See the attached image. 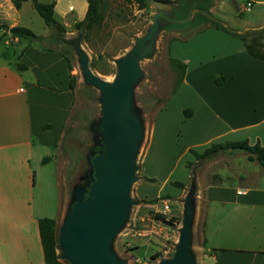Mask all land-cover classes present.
Returning <instances> with one entry per match:
<instances>
[{
    "label": "crops",
    "instance_id": "obj_1",
    "mask_svg": "<svg viewBox=\"0 0 264 264\" xmlns=\"http://www.w3.org/2000/svg\"><path fill=\"white\" fill-rule=\"evenodd\" d=\"M28 3L17 10L11 0H0L1 22L9 28L18 26L17 18ZM63 39L67 38L52 40L48 34L24 40L0 29V264H46L39 220L57 221L62 210L60 175L53 157L66 138L81 86L75 57L65 49L72 47ZM40 40V46L32 43ZM210 40L226 43L215 47L220 59L191 68L189 59L200 60L211 53ZM169 49L171 58L186 64V76L156 116L142 159L144 178L160 181L149 170L153 150L159 170L174 155L179 140L167 135L172 120L181 125L177 124L176 132L181 129L184 157L190 149L202 152L216 141L244 139L264 145V62L251 57L241 39L214 27L187 41L173 40ZM206 71L210 75L205 76ZM222 76L225 82L217 85L216 78ZM186 110L192 115L186 116ZM158 125L164 131L161 137ZM188 162L197 161L193 156L184 162L187 174L179 182L185 184L194 177ZM177 164L153 198L181 194L182 189L165 193L175 182ZM260 168L239 174V184H212L203 191L197 186L194 232L199 219L202 223L197 264H264V172ZM151 184L145 180L143 187ZM200 193L203 205L198 201Z\"/></svg>",
    "mask_w": 264,
    "mask_h": 264
},
{
    "label": "rangeland",
    "instance_id": "obj_2",
    "mask_svg": "<svg viewBox=\"0 0 264 264\" xmlns=\"http://www.w3.org/2000/svg\"><path fill=\"white\" fill-rule=\"evenodd\" d=\"M39 1L41 3L56 2L54 18L58 23L68 25L65 28V32L59 33L53 28H48L42 17L33 8L31 2L24 7L20 17L17 18L19 26L31 29L38 35V39L42 35L50 34L52 40L64 37L69 40H75L80 35L74 25L76 22L84 20L86 16L88 8L86 0ZM156 1H166L174 7V11L171 12L172 20H185L189 15L191 20L186 24H182L166 22V20L160 19L161 31L157 39L155 54L152 58L141 62L143 78L136 86L134 92L135 108L141 115L145 126V136L138 156V181L135 182L132 189V198L138 204L132 207L128 223L116 237L113 244L117 255L122 259L128 260L130 264H157L161 259L172 258L174 255L175 245L178 242L180 228L182 227L183 204L190 190L192 178L187 182L185 189L182 190L179 196L171 195L173 199L160 200L156 203H151L150 201L155 198L153 196L158 193L163 183V178L167 175L170 168L177 164V161L174 181L183 180L187 174L184 162L189 161L194 156L189 152L188 157L190 159L184 157L186 145H183V141L180 139L181 129L179 128V131L176 132L177 124L180 125V123L177 122L176 124V121L172 120V122H169V128L167 125V135L169 137L173 136L179 141L176 142V147L174 145L173 157L171 160L166 161L162 170L157 168V162L153 158L155 156L153 150L149 170L152 175L160 178V181L157 180L149 187H143L146 179L141 172L142 159L147 143L150 142L158 112L177 94V91L173 92L176 87L177 75L170 63L169 47L172 40L187 41L205 29L213 27L202 18V14L209 17L210 15L197 7L198 3L196 2L198 0H149L147 6L143 9L139 7L136 0H102V12L105 16L104 24L89 33L83 34L81 39L82 47L89 55L90 66L93 64L95 67L92 69L94 73L103 79L113 81L117 71L116 61L126 56L135 46L136 39L144 37L152 28L154 15L159 12L154 3ZM248 1L257 2L249 11L245 10ZM200 6L211 14V19L221 22L230 31L243 32L242 35L248 36V39L264 27V0H209L208 2H200ZM186 7L189 8L188 11L185 10ZM196 9L197 11L193 12ZM32 43L40 46L41 40ZM224 44L226 45L225 42L210 40L208 45L211 47V53L204 55L203 59L200 60L196 58L194 60L189 59L192 62L190 67L193 68L200 62L207 64L208 61L219 60L221 55L217 53L216 48ZM178 46L182 47L181 44ZM65 49H68L75 57V73L81 82V86L66 138L58 153L53 157L54 168L59 171L60 175L63 203L57 219L58 234L71 201L74 187L88 181L81 182L80 177L87 170L88 172L90 171L87 157L94 145V134L90 131V125L101 117L99 91L85 85L75 51H72L73 48L69 46L65 47ZM193 61L196 63H193ZM215 65L218 66L219 64L216 62ZM209 70L210 68L207 69V71ZM207 71L205 74H207ZM208 75L210 73L205 76ZM257 75L261 74L258 72ZM178 104L179 101L173 104L171 112H175ZM163 123L162 121L161 125ZM161 125H158L157 129L159 137L164 132ZM239 140L243 141L244 139ZM224 142L216 141L214 143ZM259 168L260 166L255 161L249 160V155L246 152L234 151L221 153L205 162H194L190 169L193 172L191 177L195 176L197 178L196 185L200 191H203L212 184H239V179H236L239 174L253 172ZM169 190L175 193L179 189L168 185L165 193H168ZM201 196L202 194L200 193L198 201L199 204L203 205ZM164 201L169 207L168 210L165 208ZM201 225V219H199L193 234L192 249L196 259L200 254L202 242ZM58 253L61 254V251L58 250ZM158 254L160 256L156 259L155 257ZM62 261L65 264H70L66 260Z\"/></svg>",
    "mask_w": 264,
    "mask_h": 264
},
{
    "label": "water",
    "instance_id": "obj_3",
    "mask_svg": "<svg viewBox=\"0 0 264 264\" xmlns=\"http://www.w3.org/2000/svg\"><path fill=\"white\" fill-rule=\"evenodd\" d=\"M154 3L159 12L154 15L152 28L144 37L136 39L126 56L116 61L113 81L103 79L92 70L89 55L81 44L83 33L75 40L63 39L76 53L85 85L99 91L101 115L90 125L94 134V145L87 157L90 171L80 177L81 182L88 181L74 187L58 234L60 259L70 264H130L117 255L113 244L128 223L132 207L138 204L132 198V189L138 181V156L145 126L135 108L134 92L143 78L141 62L155 54L160 19L182 24L191 20L189 15L185 20L174 21L171 4ZM196 191L194 176L183 204L182 227L174 255L157 264H197L192 249Z\"/></svg>",
    "mask_w": 264,
    "mask_h": 264
},
{
    "label": "trees",
    "instance_id": "obj_4",
    "mask_svg": "<svg viewBox=\"0 0 264 264\" xmlns=\"http://www.w3.org/2000/svg\"><path fill=\"white\" fill-rule=\"evenodd\" d=\"M88 4L86 16L84 20L76 22L74 27L78 31V33H89L95 28L101 27L104 24L105 16L102 12V0H86ZM141 9L145 8L148 4L149 0H136ZM209 0H198V6L203 12L207 13L211 16V14L203 7L200 6V2H208ZM13 5L17 10L22 8L23 3L31 2L33 8L37 11V13L42 17L45 22V25L49 28L55 29L59 33L65 32V27L58 23L54 18L56 2L51 3H41L39 0H11ZM164 3H168L166 1H161ZM169 4V3H168ZM202 4V3H201ZM188 7L185 10L188 11ZM198 13V12H197ZM202 18L205 22L210 23L211 27H214L218 30H222L232 36L239 37L245 45L247 53L256 59H259L264 62V27L257 31V34L251 36L248 39V36L242 35L240 33L230 31L226 29L224 24L218 22L216 20L211 19L209 16L203 15ZM0 29L8 31L10 35L14 38L24 39V40H36L38 39V35H36L31 29L24 26H14L9 28L8 25L4 24L0 20ZM87 37V36H86ZM85 37V38H86ZM176 40V39H174ZM173 41V40H172ZM170 63L176 72V87L173 92L175 93L180 85L182 84L185 76H186V64L181 61L175 60L170 57ZM92 69L95 68L93 64H91ZM226 77H218L215 82L217 85L223 84L225 82ZM173 93V94H174ZM186 116H191L192 112L186 110L184 112ZM193 155L197 162H205L213 159L217 155L224 152H234V151H243L249 155L250 161L257 162L261 169L264 172V145L257 142L254 145H251L249 141H227L224 143H213L209 147L205 148L202 152H199L195 149L189 150ZM194 163L188 162V168L190 169ZM146 181L155 183L156 179L146 178ZM172 186L178 189H185L186 184L183 182L175 181L171 183ZM173 197L169 194L163 195L158 198L151 199V203L159 202L160 200H171ZM39 232L40 238L44 253V260L46 264H65L61 259L58 253L59 245H58V224L55 219L51 218H43L39 220ZM160 256V254L155 257L156 259Z\"/></svg>",
    "mask_w": 264,
    "mask_h": 264
},
{
    "label": "built area",
    "instance_id": "obj_5",
    "mask_svg": "<svg viewBox=\"0 0 264 264\" xmlns=\"http://www.w3.org/2000/svg\"><path fill=\"white\" fill-rule=\"evenodd\" d=\"M254 1H248L247 6L245 7V10H250L254 6ZM166 210L169 209L168 205H165Z\"/></svg>",
    "mask_w": 264,
    "mask_h": 264
}]
</instances>
